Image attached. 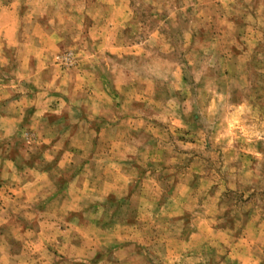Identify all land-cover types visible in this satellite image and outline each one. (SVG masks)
Wrapping results in <instances>:
<instances>
[{
  "label": "rangeland",
  "instance_id": "rangeland-1",
  "mask_svg": "<svg viewBox=\"0 0 264 264\" xmlns=\"http://www.w3.org/2000/svg\"><path fill=\"white\" fill-rule=\"evenodd\" d=\"M0 87V264H264V0H0Z\"/></svg>",
  "mask_w": 264,
  "mask_h": 264
},
{
  "label": "crops",
  "instance_id": "crops-1",
  "mask_svg": "<svg viewBox=\"0 0 264 264\" xmlns=\"http://www.w3.org/2000/svg\"><path fill=\"white\" fill-rule=\"evenodd\" d=\"M43 84V83H42ZM44 85V84H43ZM44 88V86L42 87ZM39 90V91H38ZM2 88L0 87V93L2 92ZM35 91V90H34ZM36 92L34 95L31 96L30 102V109L25 110L27 106H22L23 103L27 101V95H16L10 98H1L0 97V120H7L9 121V128L6 129L4 132V137L6 138H15L20 136L21 131H23V126L30 128L28 130L37 131V124L35 121H43L48 117V115H55L59 110L56 109V103L52 104V97L48 98L40 91L39 88H36ZM41 94V96H40ZM53 96V94H52ZM54 98V97H53ZM26 99V100H25ZM29 107V106H28ZM47 127L51 125H45ZM34 133V134H35ZM1 134V133H0ZM36 135V134H35ZM2 140V139H1ZM0 140V195L6 196L9 185H15L16 187H28L33 181L32 172L36 170V166H39V172L42 177H47L53 185L56 182V176H54V161L49 160L47 162H40L37 164L34 161V151L30 147H26L21 151L26 154L22 159L19 158L18 155H14L12 153L13 150L17 149L14 145L15 142L11 140H6L5 147L2 148ZM5 151V152H4ZM4 152V153H3ZM49 163V164H47ZM20 175V178L25 175V177L21 178V182H12L6 178V175L14 174ZM10 190V189H9Z\"/></svg>",
  "mask_w": 264,
  "mask_h": 264
}]
</instances>
